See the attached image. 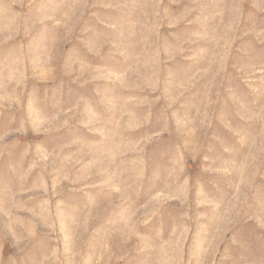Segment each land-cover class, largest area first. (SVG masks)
<instances>
[{"label":"rangeland","instance_id":"1","mask_svg":"<svg viewBox=\"0 0 264 264\" xmlns=\"http://www.w3.org/2000/svg\"><path fill=\"white\" fill-rule=\"evenodd\" d=\"M0 264H264V0H0Z\"/></svg>","mask_w":264,"mask_h":264}]
</instances>
